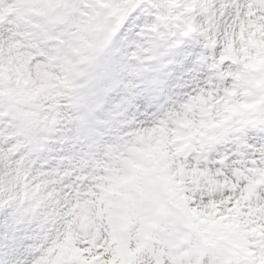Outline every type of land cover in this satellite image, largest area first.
I'll list each match as a JSON object with an SVG mask.
<instances>
[{"label": "snow or ice", "instance_id": "snow-or-ice-1", "mask_svg": "<svg viewBox=\"0 0 264 264\" xmlns=\"http://www.w3.org/2000/svg\"><path fill=\"white\" fill-rule=\"evenodd\" d=\"M0 264H264V0H0Z\"/></svg>", "mask_w": 264, "mask_h": 264}]
</instances>
